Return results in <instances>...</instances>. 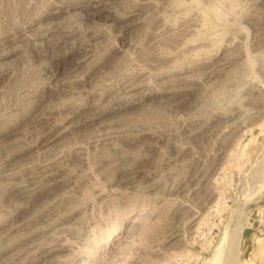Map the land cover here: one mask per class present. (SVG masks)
Segmentation results:
<instances>
[{"label":"rangeland","instance_id":"rangeland-1","mask_svg":"<svg viewBox=\"0 0 264 264\" xmlns=\"http://www.w3.org/2000/svg\"><path fill=\"white\" fill-rule=\"evenodd\" d=\"M0 23V264H264V0Z\"/></svg>","mask_w":264,"mask_h":264},{"label":"bare ground","instance_id":"bare-ground-1","mask_svg":"<svg viewBox=\"0 0 264 264\" xmlns=\"http://www.w3.org/2000/svg\"><path fill=\"white\" fill-rule=\"evenodd\" d=\"M7 15H8V14H7ZM8 16H9V15H8ZM8 16H7V17H8ZM8 18H9V17H8ZM8 18H7V19H8ZM2 23H3V19H2ZM0 24H1V23H0ZM147 61H148V60H147ZM140 70H141V69H140ZM82 106H83V105H82ZM40 117H41V116H40ZM36 119H37V118H36ZM42 119H43V118H42ZM40 120H41V119H40ZM80 120H81V119H80ZM82 123H83V122H82ZM86 123H87V122H86ZM50 125H51V124H50ZM44 126H45V125H44ZM9 131H10V127H9V126H5V127L1 128L0 136H1V135H4V134H6V133H7V134H10V133H8ZM262 131H263V130H261V132H262ZM11 133H12V132H11ZM48 134H49V133H48ZM5 136H6V135H5ZM107 140H108V139H107ZM260 170H261V169H260ZM259 172H260V171H259ZM262 172H263V171H262ZM253 175H254V174H253ZM263 177H264V176H263ZM260 178H262V176H261ZM259 180H260V179H259ZM251 188L253 189V187H251ZM249 193H250V192H249ZM218 197H219V196H218ZM218 197H217V198H218ZM221 197H222V196H221ZM216 202H217V201H216ZM240 212H241V211H240ZM143 216H144V215H143ZM140 219H141L140 217H135V219H134L133 221H134V222H137V221H139ZM222 236H224V235H222ZM225 236H226V235H225ZM236 237H237V235H236ZM236 237H234V238H236ZM220 242H221V241H220ZM223 242H224V240H223ZM220 246H221V245H220ZM221 248H222V247H221ZM217 249H218V248H217ZM219 249H220V248H219ZM219 249H218V250H219ZM222 251H223V250H222ZM222 251H219V253H217V250H215V252L217 253V255H218V254H221L220 252H222ZM236 251H237V250H236ZM223 253H225V252H222V255H221L222 257L218 255L219 258H221L222 260H223V257H224L225 254H226V253H225V254H223ZM39 254H40V253H39ZM214 255H215V254H214ZM214 258H215V257H214ZM216 258H217V257H216ZM214 260H215V259H214ZM218 260H219V259H218ZM216 262H217V261H216ZM221 262L223 263V261L219 260V261H218V264L221 263ZM206 264H212V263H206ZM214 264H215V263H214Z\"/></svg>","mask_w":264,"mask_h":264}]
</instances>
